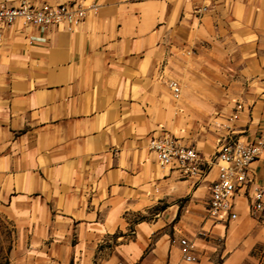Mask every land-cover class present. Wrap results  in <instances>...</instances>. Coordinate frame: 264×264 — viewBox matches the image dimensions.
Here are the masks:
<instances>
[{
  "label": "crops",
  "instance_id": "crops-1",
  "mask_svg": "<svg viewBox=\"0 0 264 264\" xmlns=\"http://www.w3.org/2000/svg\"><path fill=\"white\" fill-rule=\"evenodd\" d=\"M31 1L96 9L74 32L17 24L0 40V212L18 228L14 264H264V213L240 198L238 219L214 226L218 168L181 179L148 143L168 131L210 159L219 133L188 123L237 103L241 141L264 132V0ZM251 171L264 185V151Z\"/></svg>",
  "mask_w": 264,
  "mask_h": 264
},
{
  "label": "built area",
  "instance_id": "built-area-1",
  "mask_svg": "<svg viewBox=\"0 0 264 264\" xmlns=\"http://www.w3.org/2000/svg\"><path fill=\"white\" fill-rule=\"evenodd\" d=\"M95 9L96 6L84 8L76 2L51 4L19 0L15 5L4 0L0 2V40L5 31L17 24L42 32L51 29L74 32L85 23L87 13ZM168 85L173 98L178 99L181 93L179 83L169 80ZM243 110L244 105L237 103L229 115L221 112L212 117L211 127L219 133V139L216 141V152L210 159H206L195 147L184 145L180 138L168 131L148 140L149 150L157 163L162 168L176 172L182 179L202 181L213 167L218 168L217 178L210 184L206 214L213 224L225 227L238 219L237 206L240 198L245 199L252 216L264 212V185L256 182L251 171V164L257 161L264 151V132L250 143L241 141L235 123ZM179 244L184 259L195 261V242L183 238Z\"/></svg>",
  "mask_w": 264,
  "mask_h": 264
},
{
  "label": "rangeland",
  "instance_id": "rangeland-1",
  "mask_svg": "<svg viewBox=\"0 0 264 264\" xmlns=\"http://www.w3.org/2000/svg\"><path fill=\"white\" fill-rule=\"evenodd\" d=\"M198 37H200V36H198ZM220 39H222V36H218V38L216 40H214L213 43L220 45ZM224 40L226 41V43H228V40H226V39H224ZM198 43L199 44L197 46H195L196 49L193 48V50L196 52H200V51L203 52V51H205L204 48H207L206 44L207 43L210 44L211 42L206 40L205 38H202V40L198 41ZM193 50L190 52V54H187L188 56H186V58H185V60L187 62H190L195 57ZM170 80H172V79H170ZM179 85H180V90H181L180 95H181L182 94V85H181V83H179ZM215 114H216V112L213 113V115H211V117H208L209 120L206 119L205 121L203 120L202 122H199V124L196 127L192 126V123L191 124L188 123L187 130L190 131L192 129V131H195V130H197V127H198L199 130H202V131L208 130V131L214 133L215 130L213 129V127H211L210 121ZM263 213H261V214H263ZM152 215H153V211H147L145 213H130V215L128 216V219L131 221L132 224H136L142 220H146V221L151 220ZM254 216H257V215H254ZM215 225H217V224H214V226ZM225 229H227V228H225ZM17 232H18V228L15 225V223L10 218L6 217L5 214L0 212V264H14L13 250L19 241V233H17ZM21 241L25 243V239L21 238ZM217 242H219V241H217ZM196 248H197V245H196ZM255 253L261 255L262 259L264 260V248L257 249L256 252H254V254Z\"/></svg>",
  "mask_w": 264,
  "mask_h": 264
}]
</instances>
